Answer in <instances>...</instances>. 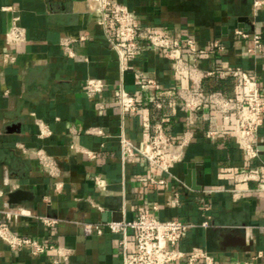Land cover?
<instances>
[{
  "label": "crops",
  "instance_id": "obj_1",
  "mask_svg": "<svg viewBox=\"0 0 264 264\" xmlns=\"http://www.w3.org/2000/svg\"><path fill=\"white\" fill-rule=\"evenodd\" d=\"M117 1L134 9L141 25L189 36L208 49L197 62L201 71L225 63L240 66L257 78L264 94V51L255 53L253 41L236 33L242 29L264 38V3ZM16 16L27 40L8 46L6 34ZM98 19L92 0H0V221L6 210L24 211L12 219L13 229L72 249L70 260L60 264H123L121 234L86 235L81 223L133 219L140 210L158 205L155 213L161 218L178 217L198 224L209 220L208 227L188 231L179 245L181 250L202 246L212 252L217 264H241L251 259L254 264H264V194L257 191L258 181L234 179L238 169L254 165L239 148L234 131L214 140L206 136L202 116L191 117L176 95V90L189 87L190 81L173 72L162 52L148 49L129 58L122 71L119 55ZM83 35L87 39L81 40ZM64 41H69L73 56L65 50ZM213 41H219L222 48L210 49ZM6 49L16 52L15 63L3 65ZM137 67L165 89L162 110L151 102L156 91L138 83ZM89 77L103 79L111 89L123 85L138 95L141 108L125 115L114 104L100 109L101 96L90 97L83 90ZM203 81L208 89L233 94L232 79L211 75ZM164 115L170 118L166 127L175 137L187 129L194 132L183 159L172 169L182 182L151 171L142 159L136 164L122 163L123 132L140 143L146 141L150 124ZM234 126V122L229 124L232 130ZM96 127L104 134L89 132ZM259 137V144L264 145V123ZM40 149L53 159L59 173L52 174L42 165ZM86 150L97 157L90 158ZM190 169L195 171L199 189L186 183ZM97 174L109 181L107 193L97 189ZM133 175L142 178L137 181ZM150 176L166 182L151 184ZM233 189L238 190V197ZM42 216L54 217L58 223L48 228ZM54 258V253L33 255L27 249L12 250L0 240V264H54Z\"/></svg>",
  "mask_w": 264,
  "mask_h": 264
},
{
  "label": "built area",
  "instance_id": "obj_2",
  "mask_svg": "<svg viewBox=\"0 0 264 264\" xmlns=\"http://www.w3.org/2000/svg\"><path fill=\"white\" fill-rule=\"evenodd\" d=\"M99 13L98 23L104 27L112 47L117 51L122 66L125 70V62L129 58H135L148 49L162 52L170 63L174 73L188 79L189 87L176 90V95L181 98L191 117L197 118L200 114L206 122V136L214 140L217 137L234 131L235 140L245 157L254 165L240 168L234 173L235 181L256 180L259 182L257 191L264 194V158L261 157L259 145V131L264 123V94L256 77L240 66L228 63L218 69L203 72L197 62L208 52V49L198 45L194 38L181 37L158 27H146L138 20L137 12L127 4L117 0H92ZM264 0H256L255 6H260ZM236 33L243 38L253 41L252 51L262 53L264 51L263 35L237 29ZM81 40L87 36L80 37ZM26 30L20 25L16 16L6 34V43L13 46L26 42ZM64 41L65 50L73 56V51ZM210 49L222 48L219 41H213ZM17 61V54L6 49L2 54L3 65H10ZM135 77L142 86H147L156 91L151 97V102L157 110H162L165 103L162 99L165 89L162 84L148 74L142 68L134 69ZM229 78L233 80V94H228L221 89H208L203 79L208 76ZM84 92L90 96H101L99 108L104 109L109 104L117 105L122 114H134L139 111L142 101L138 95L127 91L123 85L112 88L103 79L89 77L83 86ZM107 91H111L106 95ZM170 118L166 115L150 124V133L146 141H135L123 132L120 139L122 163L136 164L138 159L146 161L153 172H162L182 182L181 178L172 172L173 167L184 157V148L190 143L194 132L187 129L181 136L175 137L166 127ZM234 122L235 126L229 127ZM89 132L103 135L102 128L96 127ZM92 159L97 153L86 150ZM40 161L44 167L49 168L50 173H59L58 167L47 153L38 150ZM141 175H133V179L140 180ZM151 184H164L163 178L150 176ZM95 185L102 193H107L110 183L102 175L95 176ZM210 192V191H209ZM235 197L239 196L237 189L232 190ZM1 194V192H0ZM104 210L101 205H96ZM209 210V207H205ZM158 205L145 208L138 212L133 219L122 218L107 222H82L86 235H102L106 231L122 235L119 243L123 249V264H169L184 261L185 264H217L215 256L202 246H194L189 251L179 248L189 230L198 227H208L209 220L200 224L186 221L178 217L161 218L156 215ZM24 211H4V218L0 221V240L10 249H27L33 255L54 253V264L70 260L72 249L62 245H56L53 241H44L33 235H23L16 232L11 224L12 219L18 218ZM41 221L53 228L58 219L50 216H42ZM131 244V245H130ZM263 253L259 252L258 257ZM240 264V263H231ZM241 264H254V259Z\"/></svg>",
  "mask_w": 264,
  "mask_h": 264
},
{
  "label": "water",
  "instance_id": "obj_3",
  "mask_svg": "<svg viewBox=\"0 0 264 264\" xmlns=\"http://www.w3.org/2000/svg\"><path fill=\"white\" fill-rule=\"evenodd\" d=\"M258 148L261 152L264 151V145H258ZM191 167H194L193 164H191ZM186 183L189 185V186H192L193 188L195 189H199L200 187H198L196 185V179H195V171H193L192 169L189 170L187 176H186ZM14 194L12 193L10 196H13Z\"/></svg>",
  "mask_w": 264,
  "mask_h": 264
}]
</instances>
